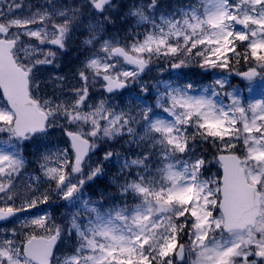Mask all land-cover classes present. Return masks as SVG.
<instances>
[{
  "label": "snow or ice",
  "instance_id": "snow-or-ice-1",
  "mask_svg": "<svg viewBox=\"0 0 264 264\" xmlns=\"http://www.w3.org/2000/svg\"><path fill=\"white\" fill-rule=\"evenodd\" d=\"M0 264H264V0H0Z\"/></svg>",
  "mask_w": 264,
  "mask_h": 264
},
{
  "label": "rangeland",
  "instance_id": "rangeland-1",
  "mask_svg": "<svg viewBox=\"0 0 264 264\" xmlns=\"http://www.w3.org/2000/svg\"><path fill=\"white\" fill-rule=\"evenodd\" d=\"M81 58L82 57H81L80 53L76 49V45H73L72 47H70L69 51L67 53L63 54L60 57V60H59L60 69L58 70L59 74H67L69 68H72L73 66L78 65V61ZM44 74L45 75L57 74V72H54L51 68H49V69L46 70V72ZM150 74H155V73L152 72ZM150 76H153V75H150ZM71 83H76V81H71ZM97 87H99V85H97ZM54 136L57 137V138L54 139V137H52L53 149L55 150L56 147L63 148L64 144L61 143L60 135L57 133ZM113 174H114V171H113ZM44 208H46L50 212V214L53 216V218L56 220L57 223H61L63 221V220H59L58 219V215H56L57 210H56V205L55 204H53V207L51 209H48L46 206H44ZM65 209H66V213L71 212L70 208H66L65 207Z\"/></svg>",
  "mask_w": 264,
  "mask_h": 264
}]
</instances>
